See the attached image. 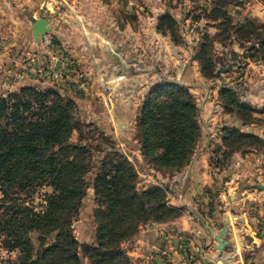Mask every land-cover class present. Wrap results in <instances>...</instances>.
Segmentation results:
<instances>
[{"label": "rangeland", "instance_id": "374dc122", "mask_svg": "<svg viewBox=\"0 0 264 264\" xmlns=\"http://www.w3.org/2000/svg\"><path fill=\"white\" fill-rule=\"evenodd\" d=\"M21 1L0 0V54L9 48L4 62L10 70L0 73V96L23 87L55 88L76 104L78 125L70 141L91 152L72 225L81 263L93 264L87 249L95 246L99 215L107 209L98 201L97 179L126 159L136 172V190L159 189L167 207L159 211L163 218L150 216L121 243L132 264H264V0H122L120 9L99 12L82 5L80 15L94 20L115 14L121 29L116 42L109 27L105 51L90 52L81 31L82 42L70 44L52 33L38 57L30 48L50 32L40 39L32 34L39 18L24 13ZM54 7L40 18L50 24L60 18V4ZM167 85L186 87L198 109L201 133L183 166L157 165L143 149L145 104L150 97L163 100ZM194 162L208 169L210 183L190 190ZM51 190L26 194L14 188L9 197L0 195V264H49L41 255L55 234L42 246L36 229L17 225L12 235L6 224L11 207L23 223L20 210L40 211ZM182 218L183 231L161 235L163 225ZM151 227L148 244L137 246ZM166 242L169 251L162 253ZM138 248L143 254L136 257Z\"/></svg>", "mask_w": 264, "mask_h": 264}, {"label": "trees", "instance_id": "16d2710c", "mask_svg": "<svg viewBox=\"0 0 264 264\" xmlns=\"http://www.w3.org/2000/svg\"><path fill=\"white\" fill-rule=\"evenodd\" d=\"M163 90V100L150 97L145 104L144 154L160 166H183L201 133L198 109L186 87L167 85ZM75 110V102L64 99L55 88L23 87L0 96V195L7 198L14 188L26 194L42 187L52 189L44 193L40 211L20 210L26 218L23 223L11 207L12 218L6 225L12 235L17 225L36 229L42 246L55 234L54 243L41 255L49 264H82L72 225L84 196L91 152L70 141L78 125ZM113 171L97 179V198L107 209L99 215L97 242L87 249L93 264H132L121 243L150 216L163 218L167 209L159 189L136 190V172L129 161L123 159Z\"/></svg>", "mask_w": 264, "mask_h": 264}, {"label": "crops", "instance_id": "0c3cea01", "mask_svg": "<svg viewBox=\"0 0 264 264\" xmlns=\"http://www.w3.org/2000/svg\"><path fill=\"white\" fill-rule=\"evenodd\" d=\"M111 5H106L104 3V0H22L20 2V5L22 6V11L24 13H29L31 17L33 18H40L43 12H50L55 11V7L60 4V7L58 8L60 11L59 16H61L59 19L54 18L52 23L50 25L51 30L49 31V35L42 38L40 42H36L37 45L34 47H31L30 49L33 50V56L38 57L41 56L40 50L46 46L49 37L52 36V33H55L59 36V38H63L62 42L65 44H70L72 41L75 42H82V38L86 41L88 44V47L91 48L95 47V49H99V51H105V49L108 47L106 40L108 27L109 29L114 30V35L112 38H110L111 42H116L117 38V29L120 26V23L118 19L116 18L115 14L113 19L108 20L105 18L97 17L96 20L92 18L91 14H85V16L80 15L79 7L86 6V4H92L94 8L99 12L104 9H108L110 7H114V9H120L122 7L121 2L122 0H111L108 1ZM48 8V9H47ZM2 11H0L1 13ZM63 16V17H62ZM79 16L82 18H79ZM121 30V29H120ZM118 29V32L120 31ZM81 31L82 38H79V32ZM61 36V37H60ZM74 39V40H73ZM5 44V43H4ZM52 50L51 48H49ZM9 48H6L5 52L3 51L2 54H0V73H7L9 70V65L4 62V59L6 58V55H8ZM4 81V80H3ZM210 183V178L208 174V169H205L200 162L195 163L191 166L188 177H187V187L190 188H198L199 186H202L204 184ZM191 190V189H190ZM186 220L184 218L178 219L176 222H173V226H162L163 233L161 232V235L168 239L172 233H179L180 231H183V229L186 227L185 225ZM180 229V230H179ZM179 230V231H178ZM153 234V228L146 229L145 232L141 234L137 241V246L139 244H148V241L152 238ZM158 234V233H157ZM174 236V235H173ZM178 240V239H177ZM147 241V242H145ZM178 242H174V246H178ZM179 247V246H178ZM147 248V247H146ZM160 249H163V251H160L158 248L157 251H160L162 253H165L168 250V244H164L163 246L159 247ZM213 249V247H210ZM149 249V248H147ZM210 249V250H211ZM142 248H138L136 252V257H139L140 254H143L141 252ZM144 251V258H148L149 255L145 251V248H143ZM157 251H154L157 253ZM151 252V251H150ZM207 252V251H206ZM217 253V251H215ZM216 253H211L212 256ZM169 255V254H168ZM161 259V256H157ZM163 259V258H162Z\"/></svg>", "mask_w": 264, "mask_h": 264}, {"label": "water", "instance_id": "95a60500", "mask_svg": "<svg viewBox=\"0 0 264 264\" xmlns=\"http://www.w3.org/2000/svg\"><path fill=\"white\" fill-rule=\"evenodd\" d=\"M49 23L48 20L43 18L33 19L32 34L37 39H40V36L47 34L51 30ZM217 240L219 242V248L223 249L226 247V243L222 240L221 234L218 236Z\"/></svg>", "mask_w": 264, "mask_h": 264}]
</instances>
